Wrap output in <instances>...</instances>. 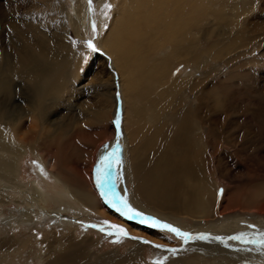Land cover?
Here are the masks:
<instances>
[{"label":"bare ground","instance_id":"6f19581e","mask_svg":"<svg viewBox=\"0 0 264 264\" xmlns=\"http://www.w3.org/2000/svg\"><path fill=\"white\" fill-rule=\"evenodd\" d=\"M40 1L45 10L39 13H13L18 21L0 51V264H151L147 254L158 251L144 241L166 246L168 258L160 264H264V251L226 239L264 231V75L253 70L242 92L245 77L221 82L216 65L240 42L242 26L227 45L203 37L206 0H107L110 10L97 14L89 0ZM230 1L243 17L259 7L258 0ZM69 23L77 33L95 23V42L117 71L122 98L116 103L113 74L103 75L104 106L91 115L77 107L96 121L77 128L58 104L74 110L73 92L82 90V69L93 52L68 34ZM262 54L247 66L264 61ZM245 92L256 101L242 102ZM117 140L118 195L182 231L225 240L184 244L109 208L94 168L105 145L111 151ZM28 152L63 188L50 187L44 177V184L24 183ZM52 201L57 208L48 210ZM11 202L17 214L7 215ZM69 213L121 225L128 248L81 232Z\"/></svg>","mask_w":264,"mask_h":264},{"label":"rangeland","instance_id":"374dc122","mask_svg":"<svg viewBox=\"0 0 264 264\" xmlns=\"http://www.w3.org/2000/svg\"><path fill=\"white\" fill-rule=\"evenodd\" d=\"M258 1H259L258 9H252L253 12H251L248 16L243 17L235 11L233 1H230V0H206L207 8L205 7L203 9V16H202L203 19L200 21L201 34L203 35V37H205L207 39L211 38L210 41L219 40V41H221V43L223 45H227L228 42H230V39L238 37L240 34L237 31L236 27L242 26V33L244 35L243 36L244 38L241 36L242 38L240 39V42L235 43L236 45L235 44L232 45L231 50L225 51L226 53L224 52L223 56L221 55L219 57V59L216 61L217 62L216 63L217 72H218V76H219V79L221 82H224V83L232 82L233 80L235 81L236 77L237 78H239L240 76L245 77L243 79L244 85L241 87L242 92L247 89V85L249 84V79L254 76L253 74H251L254 72L253 70H255V71L259 70V72H262L264 75V72H263L264 71V65H263L264 61H262V60L258 61L259 63L258 62H251L248 64V66L246 63V60L247 61L251 60L250 58H252L253 55H254V57H257L259 55V52H262L263 53L262 55H264V0H258ZM41 2L42 1H40V0H0V51H4L5 49H7L10 33H13V30H14L13 26H15L14 25V24H16L15 22L18 21V20L16 21V17L13 13L20 14V16H23V17H24L23 14L26 12L35 11V12L39 13L40 11L45 10L44 7L40 5ZM37 3H39V4H37ZM105 5H107V0H91V2L89 4V6L93 7L96 14L99 12L105 13L108 10H110V8L106 7ZM38 8H40L41 10H39ZM7 15H8V17H7ZM4 18H5V20H4ZM227 22H229V24ZM233 23H234V25H232ZM69 25H70V23H69ZM71 27L72 26L70 25L71 30L68 31V34H70L71 37L74 38V40L77 42V44L79 46L84 45L88 48L87 41L92 40L93 43L95 44V46L100 49L99 52H93V56L86 62L84 68L82 69L83 75H81V81H80L81 82L80 87H82V90L77 91L74 89V92H73V94L75 95L74 110L73 109L70 110L71 108L65 106V104H63V103L58 104V107L60 109H62L63 114L65 116L69 117V118L65 117L68 120L67 122H73L74 121L73 122L74 125L72 123V126H73L72 128H74V127L77 128L79 126L80 122H82V123H84V122H96L93 118L86 115V113L79 112L78 108L79 109H81V108L86 109L87 112L91 115L94 110H97V109H99V107H101V104L104 106L103 98H101V96H99V95H101V92H102V90H101L102 88L100 87V83H101L100 78L103 75L108 74L111 76L113 74L112 75L113 79L115 78L114 82H118L117 84L114 85V95H115L116 103L117 102L122 103V98L120 95V85H119V79L120 78L117 74L116 69L112 66V63H111V60L109 59V57L96 44V42H95L96 31L91 29V28H88V27H82L83 29L80 28V30H79L80 32L77 33V32H75L74 27H72V28ZM245 36L247 38H245ZM250 39H252V40H250ZM259 47L260 48L262 47V48L260 49ZM245 49H247L248 53L245 52ZM231 54H232V56H231ZM246 54H248V55H246ZM263 60H264V56H263ZM262 62H263V64H262ZM242 63H244L245 66ZM239 64L243 65L242 69L240 70L241 72H239L240 74L238 73L233 78L232 77V70L235 67H239ZM229 65H230V67H229ZM231 65H233V66H231ZM103 66H104V68H103ZM98 69H99V72H98ZM248 69L251 70V72H250L251 75H248L247 73H245V72H248L247 71ZM190 71L192 72V70H189V72ZM109 73H111V74H109ZM228 73H229V75H228ZM222 74H223V76H222ZM98 80H99V82H98ZM85 85L87 87H85ZM98 90H100V91H98ZM248 99L253 100V102L256 101V98L254 96L246 94V92L243 94L242 93L240 94V100L242 102H243V100H245V102L247 103ZM68 110H70V111H68ZM75 110L77 111V113ZM73 117H75V118H73ZM79 118H81L82 120ZM246 118L248 120L251 119L249 116V113L246 114ZM70 119H71V121H70ZM83 165L84 164H82V166ZM44 167L45 166H44L43 161H41L39 158H37L36 155H34L30 152L24 154V159H23L22 164H21V172L23 171L21 174L22 175L21 178L24 179L23 180L24 183H26L27 185H30L34 180H38L39 182H41V184H44L43 179L41 178V177H44V178H46L50 187L55 188L57 190L63 188V184L62 183L59 184V182H57L54 179V177L47 171V169H45L46 167L45 168ZM41 169H43V170H41ZM46 206H47L48 210H55V208H57L56 203L53 201L49 202ZM5 207H6V210L8 211V213H7V211L5 210V213L7 215L17 214L16 212H14V209L17 208V205L15 203L11 202L9 205H6ZM66 216H68V218L71 217L72 218L71 220L77 221L78 223H80L81 232L89 231V233L91 235H95L96 237H102L103 240L106 241V243L108 245L121 247L122 251H125L126 248H128L127 247V243H128L127 241L131 242L129 240L130 238L125 237L124 235H120V234H118V235H107V231H108L107 229L112 230V231L113 230L116 231V230L108 228L106 225H104L103 222L106 220L101 221V220H99V218H97L96 216H93V215H90V216L89 215H79L76 217V215H74L73 213H69ZM91 225H97L98 227H91ZM102 225H103V227H102ZM101 228H103V230H101ZM3 229L4 228L1 227V230H3ZM0 238H1V235H0ZM146 246L150 247L153 250L158 251L157 253L149 252L147 254V257L150 260L151 264H160V261H162L165 258L166 259L168 258V255L166 254L164 249L160 250V249L154 247L152 244H148V243ZM160 252L163 254L161 255Z\"/></svg>","mask_w":264,"mask_h":264},{"label":"snow or ice","instance_id":"6c2138e0","mask_svg":"<svg viewBox=\"0 0 264 264\" xmlns=\"http://www.w3.org/2000/svg\"><path fill=\"white\" fill-rule=\"evenodd\" d=\"M91 2V0H89ZM106 7L110 8L111 5L107 4ZM93 30H95V23H93ZM87 46L92 52H99L100 49L95 46L92 40L87 41ZM109 145H105V152L102 154L94 168V181L98 188H100L101 195L106 199L107 203H109L121 216L126 217L128 220H137L141 224H145L148 227L153 229H158L161 231H165L168 233L174 234L177 238H179L184 244H187L190 240H207V239H215L223 242L225 237L215 236L212 237L211 234L207 233H197L193 234L190 232L182 231L181 228L173 225L172 223L166 222L156 216L145 213L142 210H139L137 207H134L128 200L127 196L118 195L114 189L116 184L120 180V175L115 170L118 169L121 165V160L119 157V140H117L114 148L111 151H108ZM43 170V169H41ZM108 228L115 229V233L109 232V235H124L127 236L128 233L126 229H124L121 225L111 224L108 221L103 222ZM91 227H98L97 225H91ZM255 228V226H249ZM103 230V228H101ZM134 239H142L139 237H135ZM229 241H236L238 244L244 246L247 250H255L264 251V231L257 232L254 235H250L247 232H240L238 234H234L228 236L226 238ZM144 243H151L150 241H144ZM154 247L158 249H165V245L156 244ZM167 251L175 254L178 249L169 248ZM166 259V258H165Z\"/></svg>","mask_w":264,"mask_h":264}]
</instances>
